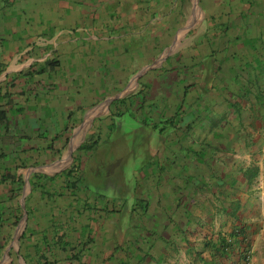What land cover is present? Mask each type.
<instances>
[{"label":"crops","instance_id":"0c3cea01","mask_svg":"<svg viewBox=\"0 0 264 264\" xmlns=\"http://www.w3.org/2000/svg\"><path fill=\"white\" fill-rule=\"evenodd\" d=\"M176 67H194L182 86L163 72ZM122 103L197 115L148 140L133 208L91 202L81 237L58 212L77 191L65 142L90 111L87 136L107 134ZM81 249L87 264H245L242 250L264 264V0H0V264H72Z\"/></svg>","mask_w":264,"mask_h":264},{"label":"rangeland","instance_id":"374dc122","mask_svg":"<svg viewBox=\"0 0 264 264\" xmlns=\"http://www.w3.org/2000/svg\"><path fill=\"white\" fill-rule=\"evenodd\" d=\"M195 21L196 19L192 20L191 26H194ZM189 27L190 25L187 26V28H181L178 30L177 36L179 37L180 35L183 37L184 34L188 33ZM179 46L180 42L176 43L175 46L174 44L161 46V57H165L168 53L174 51ZM130 49H133L131 45H129L128 48L129 53L131 52ZM195 67L198 70V64H196ZM98 69L99 68H95L93 72L94 76L102 77V74H100L101 71L99 70L98 72ZM163 72L165 75H168L169 78H172L170 84H173L174 82V84L182 86L190 79V73L194 72V67L190 68L188 71H185L183 67H176L171 71L163 70ZM136 79V76H134L130 83H135ZM191 80L194 82L193 86L197 87L198 84L200 85L201 79H198V76H194L193 74ZM196 91L197 93L200 92V87L196 89ZM99 94L100 92L97 90L95 96L98 98ZM186 102L187 99L184 103ZM121 105L123 107L118 109L114 116L111 117L112 125L107 126V130L110 133L108 132L107 134H104L105 131L102 130L100 133L96 132L87 136L92 129L94 125L93 121L95 120H91L90 111L85 115V117L81 118L79 124L74 126L79 128L75 133L72 132V129L70 130L68 136H70L71 140H66L65 142V171L62 174L65 181H68V184H71L69 181L76 182V189L78 192L76 190H72L70 185H66V188L70 190V193L68 194L65 190V197L68 196L66 199L67 202L61 210H58V212L60 214L63 213L68 219V225L71 232H78L81 234V237L86 236L89 229L87 225L82 222H78L77 225H75L76 216L81 215L84 212H91L93 210L92 205H90L91 202H95L96 205L103 204L100 206L101 208L105 207V202L112 204L113 209L114 207L121 206L122 213L126 211V208H129V210L133 208L132 204L136 202V200L132 197V193L135 191L137 192L139 187V180L137 179L136 172L141 171V168H145L148 163L146 161L147 153L149 151L148 140L163 131L167 134L170 129H173L172 124L177 123L182 118H193L197 115L195 111L190 112L191 107H188L183 110L179 109L180 114H178L174 121L171 120L169 123L162 119L158 122L149 116L148 109L145 106L146 104L142 107H137L133 104L131 108L124 105V103ZM85 107L86 106H82V108ZM80 111H82L81 108L74 112L80 113ZM213 115L215 116V114ZM72 121L73 118L70 119V122ZM85 132L87 133L85 134ZM86 136L88 137L85 141L87 143L89 141L94 142L95 140L100 143L101 140H104L102 141V146H100L101 149L97 154L95 152L92 158L83 159L81 156L82 151L87 152L89 144L86 143L81 148L80 143L82 142L81 139ZM75 138L79 139V141L74 144L73 140H76ZM72 153L80 156L76 158L74 163L75 166L72 169H69L70 164H72ZM76 162L79 164L77 165ZM184 169H187V167H184ZM124 201L127 203H124ZM117 203L120 204L117 205ZM139 204L134 206H139ZM112 213L116 215L117 210H113ZM125 215H127L126 212ZM120 216L123 217V214ZM131 222L132 220L129 219L128 224H131ZM136 227L137 229L142 228V223L138 222ZM85 251L88 252L86 248ZM85 255L87 254L83 252V249H81L80 254L75 255L76 263L72 264H87V261H83ZM140 257L141 256H138L137 259H141Z\"/></svg>","mask_w":264,"mask_h":264},{"label":"trees","instance_id":"16d2710c","mask_svg":"<svg viewBox=\"0 0 264 264\" xmlns=\"http://www.w3.org/2000/svg\"><path fill=\"white\" fill-rule=\"evenodd\" d=\"M70 171H69V173H70ZM221 242H222V245H226L227 247H229L232 244V241L230 239L226 240V239L222 238ZM244 252H245L244 250L241 251L240 259H241V261H243L245 263L246 262L245 260L248 259V256H247V253L246 252L244 253Z\"/></svg>","mask_w":264,"mask_h":264},{"label":"built area","instance_id":"2783aa9c","mask_svg":"<svg viewBox=\"0 0 264 264\" xmlns=\"http://www.w3.org/2000/svg\"><path fill=\"white\" fill-rule=\"evenodd\" d=\"M245 261H246L245 264H249V262H248L249 261V258L247 260H245Z\"/></svg>","mask_w":264,"mask_h":264}]
</instances>
